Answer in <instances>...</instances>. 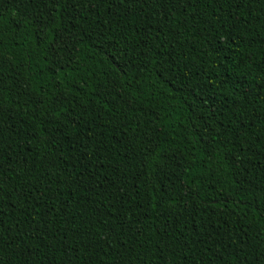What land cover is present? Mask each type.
Here are the masks:
<instances>
[{"label": "trees", "instance_id": "trees-1", "mask_svg": "<svg viewBox=\"0 0 264 264\" xmlns=\"http://www.w3.org/2000/svg\"><path fill=\"white\" fill-rule=\"evenodd\" d=\"M0 264H264V0H0Z\"/></svg>", "mask_w": 264, "mask_h": 264}]
</instances>
